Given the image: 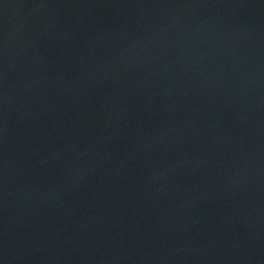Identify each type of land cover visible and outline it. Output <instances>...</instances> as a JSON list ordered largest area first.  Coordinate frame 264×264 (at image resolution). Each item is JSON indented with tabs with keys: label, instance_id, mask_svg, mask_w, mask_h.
<instances>
[{
	"label": "water",
	"instance_id": "95a60500",
	"mask_svg": "<svg viewBox=\"0 0 264 264\" xmlns=\"http://www.w3.org/2000/svg\"><path fill=\"white\" fill-rule=\"evenodd\" d=\"M0 264H264V0H0Z\"/></svg>",
	"mask_w": 264,
	"mask_h": 264
}]
</instances>
